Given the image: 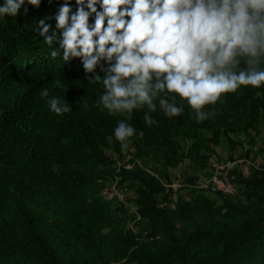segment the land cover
Returning <instances> with one entry per match:
<instances>
[{"label": "trees", "instance_id": "obj_1", "mask_svg": "<svg viewBox=\"0 0 264 264\" xmlns=\"http://www.w3.org/2000/svg\"><path fill=\"white\" fill-rule=\"evenodd\" d=\"M63 2H25L15 17L0 16V264H264V147L263 163L229 167L232 194L174 196L162 183L175 168L194 184L213 154L232 161L230 149L248 156L263 143L264 85L222 95L203 122L179 100L176 117L147 106L131 120L110 115L97 107L102 84L39 34L41 19L55 30ZM52 97L71 111H50ZM121 120L137 132L126 147L114 136ZM110 180L132 194L105 197Z\"/></svg>", "mask_w": 264, "mask_h": 264}, {"label": "clouds", "instance_id": "obj_2", "mask_svg": "<svg viewBox=\"0 0 264 264\" xmlns=\"http://www.w3.org/2000/svg\"><path fill=\"white\" fill-rule=\"evenodd\" d=\"M25 2L38 8L41 0H4L0 16L15 17ZM75 5L73 11L70 0L60 4L51 33L47 18L39 20V34L48 46L59 45L64 62L78 59L89 82L102 84L97 107L110 115L131 120L134 110L147 106L176 117L183 112L179 100L203 122L215 114L205 107L222 95L264 85V0H75ZM50 55H58L56 48ZM40 95L48 97V89ZM48 103L57 115L71 111L57 97ZM144 119L156 123L148 114ZM134 135L126 120L114 129L122 147Z\"/></svg>", "mask_w": 264, "mask_h": 264}, {"label": "rangeland", "instance_id": "obj_3", "mask_svg": "<svg viewBox=\"0 0 264 264\" xmlns=\"http://www.w3.org/2000/svg\"><path fill=\"white\" fill-rule=\"evenodd\" d=\"M251 147H252V151L249 153L248 156L244 155V153H240L239 150L236 148L230 149V152H233L234 156H236L237 158L233 159L231 161V164H229L228 166L230 167L234 164H237L239 165V167L243 169L244 172H247L249 166L259 165L263 163V159H262L263 155L258 154V148L264 147V142L262 143V140L258 138L257 141H255V144H253V146ZM217 151L218 153H221V150L217 149ZM227 158L228 156H224L219 161H217V156L213 154L211 158L209 159V163H208L210 173L207 175L202 174L200 178H198L194 184L193 182L192 183L187 182V181L185 182L183 180L184 177L181 176L180 172H178V170H176L175 168L172 170L170 168V170L174 174L173 176L169 178L170 180L168 181L167 178H163L162 183L165 187L170 188L173 191L174 196L178 194L179 192L183 193L185 196H188L186 192L191 191V189H195L194 192L192 191V194L194 195L197 192H199V190H206V191L212 190L213 188L211 185V179L213 175L215 173L221 174V175L226 173L227 175L229 167L227 168L225 167L226 170L224 168V170L221 172L218 170L220 169L219 168L220 166L224 165V163L227 162ZM125 166H129V164ZM120 189H124V190L120 192ZM115 192H120L122 194V200L132 194V191H130L126 187L118 185L117 181L115 180L107 181L102 190V194L106 197L109 194H114Z\"/></svg>", "mask_w": 264, "mask_h": 264}, {"label": "built area", "instance_id": "obj_4", "mask_svg": "<svg viewBox=\"0 0 264 264\" xmlns=\"http://www.w3.org/2000/svg\"><path fill=\"white\" fill-rule=\"evenodd\" d=\"M231 164V161H227L226 163H224V165L220 166L218 169L220 172L224 170V168L229 167L228 165ZM225 168V170H226ZM225 173V171H224ZM211 185L212 188L214 190L220 191L222 193H226V194H232L235 191V187L233 185V183H231L226 175L223 174H214L212 179H211ZM124 189H120V192H122ZM120 192H115L114 194H109L108 196H106L107 198L111 199V198H118V199H122V194Z\"/></svg>", "mask_w": 264, "mask_h": 264}]
</instances>
